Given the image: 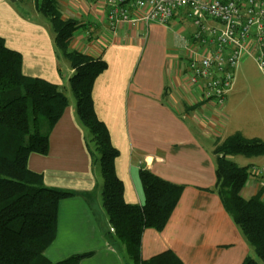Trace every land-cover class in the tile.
Listing matches in <instances>:
<instances>
[{"label": "crops", "instance_id": "obj_1", "mask_svg": "<svg viewBox=\"0 0 264 264\" xmlns=\"http://www.w3.org/2000/svg\"><path fill=\"white\" fill-rule=\"evenodd\" d=\"M57 1L65 19L72 17L82 24L71 49L100 57L109 65L94 85L93 99L97 116L120 151L116 171L125 185L126 203H144L139 172L143 167L185 187L166 229L144 232L142 259L172 250L184 264H243L252 248L220 196L209 192L217 183L213 151L217 139L237 132L264 140V118L260 122L249 115L237 98L239 91L226 99L228 105L235 100L237 108L231 113L204 103L198 91L189 88L187 61L202 48H195V26L184 11L168 25L124 24L111 30L101 0ZM31 2L32 11L40 13L35 0ZM15 10L9 0H0V15L12 21L5 24V32L0 29V36L9 48L22 53L25 75L66 88L75 71L69 62L65 66L61 62L50 33L53 27L41 26ZM188 22L190 27L185 26ZM171 33H177L173 46L168 45ZM236 117L241 128L225 135L228 123ZM56 126L50 135V154H33L28 165L43 175L47 187L78 195L60 204L58 233L46 250L47 257L55 263L94 252L81 264H127L126 248L108 235L113 230L103 208L104 178L100 164L92 158L91 137L79 120L75 102L70 101ZM242 126L254 132L248 135ZM238 159L233 158L240 166H264V156L242 164ZM249 179L242 190L244 198L263 192L264 201V177L251 175Z\"/></svg>", "mask_w": 264, "mask_h": 264}, {"label": "trees", "instance_id": "obj_2", "mask_svg": "<svg viewBox=\"0 0 264 264\" xmlns=\"http://www.w3.org/2000/svg\"><path fill=\"white\" fill-rule=\"evenodd\" d=\"M35 2L38 11L49 18L56 46L75 71L69 87L77 100L79 120L91 137L92 158L101 166L103 208L113 230L108 235L124 245L132 264H184L172 250L142 259L141 246L146 230L166 229L185 187L143 167L139 172L144 203H126L125 185L116 171L120 151L114 147L107 125L97 116L93 99L94 85L109 65L100 57L71 49L82 24L72 17L65 19L57 0ZM23 66L22 53L9 48L0 36V264H81L94 252L55 263L46 255L58 233L60 204L78 193L47 187L43 175L28 165L31 155L50 154V135L70 101L57 85L25 75ZM213 154L217 183L209 192L220 196L226 212L260 258L258 262L249 256L243 264H264L263 192L244 198L242 190L252 169L233 160L238 156L263 157L264 140L248 139L237 132L225 140L217 139Z\"/></svg>", "mask_w": 264, "mask_h": 264}, {"label": "built area", "instance_id": "obj_3", "mask_svg": "<svg viewBox=\"0 0 264 264\" xmlns=\"http://www.w3.org/2000/svg\"><path fill=\"white\" fill-rule=\"evenodd\" d=\"M111 30L119 25H168L179 12L192 20L195 48L186 82L204 103L223 107L232 93L235 70L252 57L264 74V0H101ZM215 22L211 24L209 22ZM252 175L264 177V166Z\"/></svg>", "mask_w": 264, "mask_h": 264}, {"label": "rangeland", "instance_id": "obj_4", "mask_svg": "<svg viewBox=\"0 0 264 264\" xmlns=\"http://www.w3.org/2000/svg\"><path fill=\"white\" fill-rule=\"evenodd\" d=\"M9 2L14 6V8L16 9L15 10L16 12L17 11L20 12V10H21L22 14L27 15L28 18L32 21H35V23L40 24L41 26L51 25V22L47 16H45L44 14L32 11L31 0H9ZM188 20L191 23V20L190 19H188ZM0 21L2 22V23H0V29L4 32L7 29V28H5V24L7 23V26L12 24V21L3 15H0ZM189 22L187 24H185V26L190 27ZM209 23L216 24L213 21H211ZM50 33H51V35H54L53 28L50 29ZM176 34L177 33H175V34L171 33L168 45H170V46L174 45V40L172 39V37L175 39ZM58 51H59V49H58ZM59 52H60V56H61V62L65 66V63L68 64V61L64 57L63 53L61 51H59ZM237 67L238 68L236 71L235 83H234V87L231 91L233 94L231 93V97L235 95V91H239V95H237V98L239 99V101H241L240 103H243L247 107V110H248V113L250 116H252L254 118L256 117V119H254V120L261 122V120H262L261 118H264V74L260 70L259 66H257L256 61L250 56H246V58H244L239 63V65ZM65 87L66 88H61V89L65 92V94L67 95V97L71 101V103L75 102L77 104V100L74 97L73 91L69 87V83ZM218 107L220 109L225 108V109H227V111H230L231 113H233L232 109L235 110L237 108L235 105V100H233L230 103V105H228L227 100H226L224 105H223V108L221 106H218ZM238 120L239 119L236 117V120H232V122L230 124L228 123V126L226 127L225 135L226 134H232L233 132L239 131L237 129L241 128V125H237ZM242 129H244V131L248 135L251 134L252 132H254V130L248 129L245 126H242ZM239 158L240 159H238V161L240 164H242L246 160H248V158L243 157V156H239ZM100 169H101V167H100ZM250 254H251V257L253 259H256L258 262H260V258L253 251V249H252ZM123 257H124V260L127 262V264H132V261L129 260V257H128L126 251H124Z\"/></svg>", "mask_w": 264, "mask_h": 264}]
</instances>
